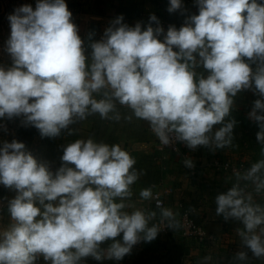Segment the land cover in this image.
<instances>
[{
	"label": "clouds",
	"instance_id": "obj_1",
	"mask_svg": "<svg viewBox=\"0 0 264 264\" xmlns=\"http://www.w3.org/2000/svg\"><path fill=\"white\" fill-rule=\"evenodd\" d=\"M193 2L198 11L187 14L182 0H169L167 11L185 17L179 28L165 31L154 13L134 26L119 15L100 39L89 32L87 42L66 0L15 8L3 48L10 64H0V121L18 120L42 138H57L74 135L73 126L95 114L117 122L136 118L177 153L175 144L215 153L232 145L236 98L251 92L257 98L248 118L259 129L261 158L234 170L231 186L214 202L216 216L241 225L232 264H248L249 253L264 261V206L254 199L264 193V0ZM0 130L7 133V124ZM61 148L53 168L25 143L0 140V185L14 193L5 198L9 222L0 228V264L121 261L161 230L181 227L152 188L139 197L154 200L158 213L131 202L143 173L119 144L89 137ZM183 163L194 168L191 157Z\"/></svg>",
	"mask_w": 264,
	"mask_h": 264
},
{
	"label": "crops",
	"instance_id": "obj_2",
	"mask_svg": "<svg viewBox=\"0 0 264 264\" xmlns=\"http://www.w3.org/2000/svg\"><path fill=\"white\" fill-rule=\"evenodd\" d=\"M187 14L197 13L193 0H182ZM169 0H82L78 8L70 10L73 14L74 23L79 27V34L87 42V34L94 32V39H100L109 22L119 15H123L124 23L134 26L136 22L148 23L149 15L154 13L158 19L168 18L178 23L184 20L180 12L169 13L167 11ZM119 107V106H118ZM123 115L128 114V109L119 108ZM75 134L69 136L70 142L76 139H87L89 137L97 142L109 145L119 144L135 160V168L143 174L132 186L133 197L131 202L136 208L146 210H158L153 201H143L139 192L143 188L162 189L170 187L171 192L166 195V208H170L177 214L180 220L181 210L191 209L192 216L207 234L214 237L213 240L200 241L195 237H184L181 229L176 231L169 229L167 233L160 232L165 236V254H159L158 242H153L156 250L155 255L170 262L174 255L170 247L175 243L181 248L183 264H232V257L241 247L240 238L235 229L241 225L235 221L225 222L222 217L215 215V207L207 203L208 196L215 191H220V183L227 179L226 176L214 173L216 169L211 168L207 158L211 152L206 148H198L196 151L189 150L191 158L197 164L196 173L183 165L182 159L173 153L166 158H161L157 149L156 136L151 132L147 122L133 118L131 121L121 119L112 121L101 119L98 114L89 116L85 121L73 126ZM69 142V143H70ZM221 151L220 149L216 150ZM220 153V152H218ZM147 168L161 173L160 180L155 181L148 177ZM215 177L212 182L207 178ZM204 177V178H203ZM216 186V187H215ZM213 196V195H212ZM206 206V207H205ZM211 207V210H210ZM206 208V209H205ZM176 237V240H174ZM210 256L211 260L205 261ZM248 264H264V261L251 259L249 253ZM157 258V260H159Z\"/></svg>",
	"mask_w": 264,
	"mask_h": 264
},
{
	"label": "rangeland",
	"instance_id": "obj_3",
	"mask_svg": "<svg viewBox=\"0 0 264 264\" xmlns=\"http://www.w3.org/2000/svg\"><path fill=\"white\" fill-rule=\"evenodd\" d=\"M81 2L82 0H66L69 10L78 8L79 3ZM35 3L36 0H0V64H10V58L3 50L4 42L10 34L9 21L7 17L14 12L15 8L23 4H31L35 7ZM256 98L257 97H255L251 92H243L237 96L235 109L231 113V116L238 121L234 130L233 143L229 147L220 149L221 151H218L220 153L217 151H215V153L211 152V155L207 158L208 162H212L213 160H230L231 162L243 161L245 164L251 165L261 158V145L255 140V133L259 129L258 126L248 118V112L251 110L252 102ZM0 123H6L8 129L7 133L0 130V140L7 139L11 141L13 138L17 139V135L20 133L21 128L30 130L33 129V135L30 138V144L27 149L32 152L37 159L51 162L53 168L59 166V157L62 155L61 145L70 142V138L66 133L62 132L61 136L57 138H42L34 127H21L18 120L0 121ZM214 173L226 176L227 178L220 183L221 189L216 193L217 195L220 192L226 191L227 188L231 186V182L234 177L233 173L228 170L219 169L215 170ZM214 178L215 177L211 174V177L207 179L212 182L211 180ZM226 180L228 183H225ZM13 195V192H9L2 185H0V228L5 227L9 222L5 198H11ZM212 195L211 197L208 196L207 199V203L210 202L211 207L215 206V191ZM254 199L257 203L264 206V193L259 195L254 194ZM153 211H157V213L159 212V210ZM156 222H158V217ZM165 237L166 235L162 236L161 233H159L157 238L152 242L139 243L134 246L131 254L125 256L121 261L105 260L98 262L88 258L85 261V264H183L181 248L176 243L172 245L168 251V253H170L171 250L174 255L170 262H168V257L167 260H163L158 257L159 255H155L156 250L153 247V242H158V248H160L158 250L159 254L164 255L165 249L168 250L167 247L165 248L163 246L165 243ZM174 240H176V237H174ZM104 246L106 247L107 244ZM157 258H159V260H157Z\"/></svg>",
	"mask_w": 264,
	"mask_h": 264
},
{
	"label": "built area",
	"instance_id": "obj_4",
	"mask_svg": "<svg viewBox=\"0 0 264 264\" xmlns=\"http://www.w3.org/2000/svg\"><path fill=\"white\" fill-rule=\"evenodd\" d=\"M183 21L180 23H174L171 20L166 19V18L160 19V22L162 26L165 28V31L167 30V27L170 24L175 25L177 28H179L182 25ZM156 141H157V149L159 150L161 154V158L163 159L166 158V156H168V154L170 153L178 155L182 159V161L185 157H191L188 148L185 147L183 144L174 145V147L179 148V153H177L173 150L172 147H165L161 145L157 137H156ZM209 166L216 170H219V169L228 170L229 172L233 173L234 170H244L248 168L250 165L245 164L243 161L231 162L230 160H223V161L213 160L212 162L209 163ZM196 167H197V164L194 162V168L190 169V171L193 174L196 173ZM170 192H171L170 187H164L162 189H155L153 191V194L154 196L155 195L159 196V199L162 201L163 206L165 207L166 195L169 194ZM153 202L155 204L154 200ZM180 223H181L180 229L182 230V235L184 237H195V238H198L200 241L214 239L212 235L207 234V232H205V230L201 228L202 226L196 222V220L192 216V212L188 208H185L181 211ZM168 231H169L168 228H165L161 230L160 232L167 233Z\"/></svg>",
	"mask_w": 264,
	"mask_h": 264
},
{
	"label": "trees",
	"instance_id": "obj_5",
	"mask_svg": "<svg viewBox=\"0 0 264 264\" xmlns=\"http://www.w3.org/2000/svg\"><path fill=\"white\" fill-rule=\"evenodd\" d=\"M166 19H168V18H166ZM169 20H171V19H169ZM178 23H180V22H178ZM32 135H33V129L30 130V129H26V128H21L20 133H18V135H17V140L25 143L26 147L28 148V146L30 144V138L32 137ZM146 171L148 173V177H150L152 182H153V180H155V181H159L160 180L161 173L159 171H155V170L153 171V168H147ZM181 234H182V230H181Z\"/></svg>",
	"mask_w": 264,
	"mask_h": 264
}]
</instances>
